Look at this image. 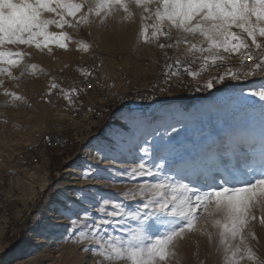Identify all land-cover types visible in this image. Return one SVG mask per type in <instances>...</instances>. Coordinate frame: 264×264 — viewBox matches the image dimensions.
I'll return each mask as SVG.
<instances>
[{
	"label": "snow or ice",
	"instance_id": "6c2138e0",
	"mask_svg": "<svg viewBox=\"0 0 264 264\" xmlns=\"http://www.w3.org/2000/svg\"><path fill=\"white\" fill-rule=\"evenodd\" d=\"M110 21L137 24L135 44L160 50L165 85L186 76L196 92L235 88V124L218 145L193 142L181 155L182 129L148 114H121L116 130L66 164L75 171L60 178L73 179L57 189L63 199L46 227H55L57 218L68 221L69 238L98 257L96 264H172L178 243L194 234L222 264H264L253 246L257 227L264 228V0H0V87L5 77L18 81L44 72L27 62V49L51 55L53 46L67 51L75 44L89 53L92 45L73 40L69 30L107 28ZM234 58L238 63L231 66ZM101 66L79 68L82 79L67 89L50 78L46 101L58 95L78 110L81 95L106 87ZM210 71L215 74L205 78ZM3 95L6 105L27 103L15 91ZM125 160L131 162L114 167ZM105 161L109 167L101 168ZM117 186L122 190H105Z\"/></svg>",
	"mask_w": 264,
	"mask_h": 264
},
{
	"label": "rangeland",
	"instance_id": "374dc122",
	"mask_svg": "<svg viewBox=\"0 0 264 264\" xmlns=\"http://www.w3.org/2000/svg\"><path fill=\"white\" fill-rule=\"evenodd\" d=\"M137 27V24H118L110 21L107 28L98 29L93 25L79 32L69 30L73 40H83L92 45L89 53L77 51L75 44H70L67 51L53 46L51 55L46 52L42 54L33 47L27 49L32 53L27 62L37 64L39 68L44 69V72L37 76L26 74L18 81L4 78V84L0 87V192L4 190L7 193L6 196L14 198V206L18 207V210L26 211L24 212L27 216L23 217L19 221L20 224L16 226L19 234L17 241L24 237L33 240L39 236L45 242L37 249L29 245L22 250L18 242L14 245L12 240L5 239V232L0 224L2 242L7 247L0 255L3 263L13 264L18 263V260L29 259L24 264H96L98 257H90L86 251L82 250V245L73 243L74 237L69 238L70 234L66 231L69 227L68 221L61 217L58 221L53 220L55 227H46V225L56 215L54 209L58 207L57 201L63 199L64 194L57 189H63L68 180L72 179L66 175L64 179L60 178L70 170L66 167L70 158L77 155L82 157L85 148L92 150V147L102 139L101 137L107 134L109 127L116 130L118 127L113 122L115 119L119 120L121 114L128 116L130 112H134L129 115L131 117L148 114L157 123L163 117L165 122L162 124L171 123L178 129H182L177 138L183 145L180 148L181 155L192 151L193 142L197 146L202 144L212 146L214 142L218 145L225 135L227 126L235 124L233 113L239 109L235 88L218 85L211 91L196 92L194 91L196 83L186 77L187 81H183L181 86L177 88L171 86L165 92H157L159 86L156 82L161 79L164 58L160 50L155 47L135 44ZM172 35L175 37V31ZM100 62L102 66L99 68V75L105 77L103 84H106V87L111 82L117 86L118 80L112 78L118 73H122L125 81L134 85L123 91L116 90L112 85L110 88L107 87L113 99L128 97L134 91L147 89L157 93V96H154L155 100L159 98L161 101L146 107L115 109L110 116L100 119L99 123L92 122L94 119L88 116L86 105L88 99L97 98L98 88L95 91L89 89L90 94L86 95L87 99L84 96L83 100L80 99L82 103L78 105V110L68 107L67 102L58 95L51 96V103L46 101L45 94L50 78L54 77L61 87L67 89L74 81L79 82L82 79L78 72L79 68H95ZM237 63L235 58L229 61L231 66H236ZM65 64L68 65L67 68L63 67ZM12 71L15 75L19 74L17 69ZM214 74V71L208 72L205 78ZM109 76L111 80L108 79ZM107 79L111 82L109 83ZM231 83L236 85V82ZM154 84L157 88L153 87ZM244 86L247 88V82H244ZM4 89L23 95L27 103L16 106L6 105L9 98L3 95ZM104 93L107 92L104 91ZM53 131L66 134L77 133L79 140L76 141L73 150L68 155H54L49 166L30 167L26 162L23 163L25 166H21L26 159L28 149L47 132ZM130 162L125 160L115 164L114 167L126 166ZM177 162L182 163L179 159ZM100 167L107 168L104 164ZM32 173L36 177L34 182L29 179ZM9 177H11V184H8ZM40 179L45 181L46 186L39 185L42 182ZM30 182L34 185L31 186ZM105 190L114 193L122 190V186L108 187ZM38 215L42 218L40 224L34 223ZM258 230L259 227L256 231ZM207 248L209 245L203 236L189 235L187 239L178 243L175 249L177 256L172 264L222 262V256L218 255L214 248L211 247V250L206 251ZM11 259L14 260L10 262Z\"/></svg>",
	"mask_w": 264,
	"mask_h": 264
},
{
	"label": "bare ground",
	"instance_id": "6f19581e",
	"mask_svg": "<svg viewBox=\"0 0 264 264\" xmlns=\"http://www.w3.org/2000/svg\"><path fill=\"white\" fill-rule=\"evenodd\" d=\"M163 72V71H162ZM211 72V71H210ZM207 73H205L206 76ZM186 78V76H185ZM184 81H187L185 80ZM159 79V77H158ZM157 84V83H156ZM183 84L182 82H178L176 80H173L170 85H165L163 83V76H161L160 83H158V88L159 90L157 92H160L161 88H168L171 86H174L177 88V86H181ZM106 85V84H105ZM173 87V88H174ZM157 88V87H156ZM180 88V87H179ZM99 92L97 94V98L94 100H87L88 103L86 104L88 109L91 107L94 109V111L90 112L88 110V116L92 117L94 121L92 122H98L102 118L110 116L115 108H120L123 105H127L129 108L130 107H137V100H141V106L146 107L148 105H151L155 102L161 101V99H157L154 96H157V93L153 91H148L147 89H144L145 91H134L131 93L128 97H116L112 98V95L108 93L110 91L109 88L104 87V88H98L97 89ZM155 90V89H154ZM173 90V89H172ZM106 91L107 93H104ZM171 93V92H169ZM164 95V94H163ZM83 96L87 99L86 95H81L80 99L83 98ZM162 97V95H161ZM84 98V99H85ZM83 100V99H82ZM81 101L78 103V105H81ZM5 106V105H4ZM127 110V109H126ZM134 112H130L128 116L133 114ZM131 117V116H129ZM104 120V119H103ZM164 118L162 117L159 119V123H163ZM99 123V122H98ZM116 124V127H119V120H116L113 122ZM114 124V125H115ZM93 126V125H92ZM114 129L109 127L107 130V134L103 135L100 139V141L103 140V138L107 135H109L111 132H113ZM54 133L55 137L48 141L50 134ZM52 133H46L44 136H42L39 141L35 144L32 145V149H28L29 151L26 152L25 160L22 162L21 166L24 165L23 163L26 162V164L30 167H37V166H43V165H48L50 164V161L52 160L54 155H62V154H67L73 150V148L76 146V141L79 140L77 133L73 132V134L70 133H61V132H52ZM48 139H45V138ZM82 137V136H81ZM91 151L89 148H85L82 158L86 156V154ZM104 167H109L107 161H105ZM25 166V165H24ZM72 171H75V168L73 167L70 169ZM29 179L31 181H36V177L32 174L29 175ZM33 177V178H32ZM72 178V177H70ZM73 179V178H72ZM41 180V179H40ZM33 181V182H34ZM42 182L39 184L40 186L44 187L46 186L45 181L43 179L41 180ZM11 177L8 178V184H11ZM32 182V183H33ZM31 183V182H30ZM31 183V186L34 185ZM36 184V185H38ZM11 186V185H10ZM36 187V186H35ZM6 192L3 190L0 192V224L3 227V230L5 232V239L14 242V245H17V239H19V234H18V229L16 226L20 224V220L24 217L27 216L25 213V210H18V207L14 206V198H11V196H6ZM11 194V193H10ZM25 211V212H24ZM61 218L55 219V221L60 220ZM53 221V223H55ZM20 226V225H19ZM257 236H258V246L254 247L255 250L257 251L258 255L264 258V228H259L257 231ZM39 237V236H38ZM36 237L35 239H28L26 237L22 238L18 243L20 244L19 248L24 250L29 245H32L34 249L39 248L41 244H44L45 240L41 239L40 237ZM10 247V246H8ZM211 250V247L206 249V251ZM29 260V259H28ZM28 260H18V263H13V264H24ZM3 263V262H2ZM1 263V264H2ZM217 264H222V262L218 261L216 262Z\"/></svg>",
	"mask_w": 264,
	"mask_h": 264
},
{
	"label": "crops",
	"instance_id": "0c3cea01",
	"mask_svg": "<svg viewBox=\"0 0 264 264\" xmlns=\"http://www.w3.org/2000/svg\"><path fill=\"white\" fill-rule=\"evenodd\" d=\"M131 68V67H130ZM132 69V68H131ZM114 78H116L117 80H118V82H117V86L114 84V82L112 83L111 81H109V80H111V78H110V76L108 77V81H109V83H110V85H112V87L114 88L115 87V89L116 90H121V91H123V90H127V89H129L130 87H131V85L132 86H134L133 84H131V82L129 83V82H126L125 81V79H124V77L122 76V73H118V74H116V75H114L113 76V78L112 79H114ZM115 86H114V85ZM115 109H118V108H115ZM2 236L0 235V255H2V252H4L5 251V249L7 248L5 245H4V243L2 242ZM9 249V248H8ZM8 255V254H7ZM10 259V258H9ZM14 259H11V260H9L10 262L11 261H13ZM2 262H4V261H2V260H0V264L2 263ZM2 264H5V263H2Z\"/></svg>",
	"mask_w": 264,
	"mask_h": 264
},
{
	"label": "built area",
	"instance_id": "2783aa9c",
	"mask_svg": "<svg viewBox=\"0 0 264 264\" xmlns=\"http://www.w3.org/2000/svg\"><path fill=\"white\" fill-rule=\"evenodd\" d=\"M137 107H141V100L140 99L137 100ZM137 107H130V108H137ZM130 108L127 105H123L122 107H120V109H124V110L130 109ZM53 137H55V134L54 133L50 134L48 141L52 140ZM29 149H32V146ZM0 208H3V207H0Z\"/></svg>",
	"mask_w": 264,
	"mask_h": 264
}]
</instances>
